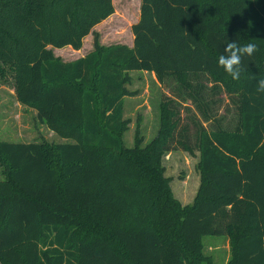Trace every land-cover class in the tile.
Returning <instances> with one entry per match:
<instances>
[{
	"label": "trees",
	"instance_id": "16d2710c",
	"mask_svg": "<svg viewBox=\"0 0 264 264\" xmlns=\"http://www.w3.org/2000/svg\"><path fill=\"white\" fill-rule=\"evenodd\" d=\"M112 0H0V81L17 102L72 144L0 142V264H213L204 237H226V264H264V0H140L132 47H103L94 27ZM93 50L66 63L51 49ZM227 41L255 43L239 80L218 66ZM181 87L210 120L199 81L235 108V126L196 125L195 141L171 100L160 128L125 148L130 72ZM171 144L198 153L191 205L165 176Z\"/></svg>",
	"mask_w": 264,
	"mask_h": 264
},
{
	"label": "rangeland",
	"instance_id": "374dc122",
	"mask_svg": "<svg viewBox=\"0 0 264 264\" xmlns=\"http://www.w3.org/2000/svg\"><path fill=\"white\" fill-rule=\"evenodd\" d=\"M114 14L97 25L93 31L99 37L103 47L125 45L132 47L131 26L138 21L140 0H112ZM93 50V37L88 35L79 51L69 47L51 49L55 58L70 63L83 58ZM130 84L127 89L134 92L124 99V119L127 129L122 134L125 148H132L135 134L141 138V147L154 139L160 128V103L171 100L179 112L181 126H187L188 141L191 146L195 141L196 125L212 130L221 120V125L230 129L235 126V108L221 91H212V85L206 79L199 82L205 89L201 92L207 108L210 110V120H205L192 105L186 92L174 81L168 80L160 85L149 72H130ZM12 81H0V142L9 143H44L49 146L56 144H72L50 132L45 125L36 119L35 111L19 104L11 88ZM171 151L163 157L165 176L170 178V186L174 197L181 205H191L199 187L200 173L197 167L198 153L189 155L171 144ZM3 167L0 165V181L3 179ZM203 252L209 256L213 264H226L229 258V244L226 237H204Z\"/></svg>",
	"mask_w": 264,
	"mask_h": 264
},
{
	"label": "clouds",
	"instance_id": "9594fccd",
	"mask_svg": "<svg viewBox=\"0 0 264 264\" xmlns=\"http://www.w3.org/2000/svg\"><path fill=\"white\" fill-rule=\"evenodd\" d=\"M257 51L258 48L255 43L240 45L236 41H227L224 54H221L218 58V66L233 80H239L243 58H251ZM255 90L256 93L264 95V77L256 81Z\"/></svg>",
	"mask_w": 264,
	"mask_h": 264
},
{
	"label": "crops",
	"instance_id": "0c3cea01",
	"mask_svg": "<svg viewBox=\"0 0 264 264\" xmlns=\"http://www.w3.org/2000/svg\"><path fill=\"white\" fill-rule=\"evenodd\" d=\"M94 28H95V27H94ZM85 38H86V37H85ZM85 38H84V39H85ZM132 38H133V37H132ZM84 39H83V41H84ZM132 41H133V40H132ZM132 43H133V42H132ZM69 48H70V47H69ZM70 49H71V48H70ZM71 50H72V49H71ZM72 51H74V50H72ZM78 51H79V50H78ZM13 93H14V92H13Z\"/></svg>",
	"mask_w": 264,
	"mask_h": 264
}]
</instances>
